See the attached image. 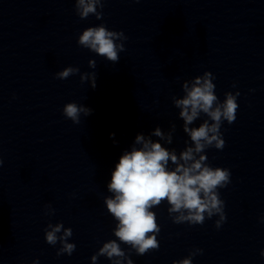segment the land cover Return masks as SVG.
Returning a JSON list of instances; mask_svg holds the SVG:
<instances>
[{
  "label": "clouds",
  "instance_id": "obj_1",
  "mask_svg": "<svg viewBox=\"0 0 264 264\" xmlns=\"http://www.w3.org/2000/svg\"><path fill=\"white\" fill-rule=\"evenodd\" d=\"M106 0H75V11L81 19L94 15L98 20L103 16ZM139 2V0H136ZM128 37L123 31H111L101 24L88 27L79 35L77 43L80 47L105 57L116 64L120 60L119 53L124 52V42ZM90 68H96V61L89 60ZM78 67H65L55 73V77L66 80L79 73ZM215 76L205 71L190 81H184L182 98L172 97L173 104L183 120V131L190 137L191 145L186 141V147L179 155L175 149L169 150L161 142L171 144L176 125L172 124L169 131L164 132L157 126L150 135L138 133L130 150H126L119 158L111 173L107 191L111 195L104 198L109 214L117 222L113 234L117 238L103 243L102 247L91 257L96 264L98 257L104 256L111 264H133L130 258L134 250L139 256L159 249L157 235L160 225L152 208L167 201L168 213L173 223L202 225L205 219L218 216L216 229L226 222L225 202L220 198L219 189L226 188L231 183V172L227 168H213L207 163L205 150L214 147L222 150L225 147L223 134L220 131L224 121L232 124L236 119L239 107L237 97L240 92H226L221 102L215 94ZM80 80L90 81V86L96 88L97 74L95 72L80 74ZM235 83L233 87H235ZM92 109L75 102L65 104L63 114L73 123L79 124L81 115L87 117ZM201 114L205 119L198 127H190ZM111 133L110 137H114ZM157 137L159 140H153ZM115 142V141H114ZM169 162L174 165L169 168ZM3 159L0 158V166ZM45 215H55L51 204L45 206ZM264 222V218L261 219ZM45 241L57 249V257L72 255L76 249L74 243H69L73 235L72 229L65 228L62 222L48 223L44 229ZM119 241V243L117 242ZM121 243L129 247L128 252L121 248ZM203 254L202 249H194L183 259L173 261V264H192V258ZM264 257V250L260 252ZM32 264H39L33 260Z\"/></svg>",
  "mask_w": 264,
  "mask_h": 264
}]
</instances>
